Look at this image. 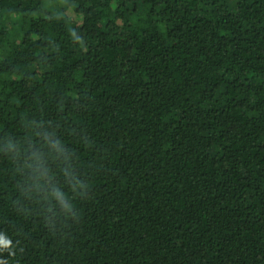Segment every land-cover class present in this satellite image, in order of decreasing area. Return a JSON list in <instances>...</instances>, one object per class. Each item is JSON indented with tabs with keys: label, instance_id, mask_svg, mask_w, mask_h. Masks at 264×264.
Instances as JSON below:
<instances>
[{
	"label": "trees",
	"instance_id": "1",
	"mask_svg": "<svg viewBox=\"0 0 264 264\" xmlns=\"http://www.w3.org/2000/svg\"><path fill=\"white\" fill-rule=\"evenodd\" d=\"M0 264H264V0H0Z\"/></svg>",
	"mask_w": 264,
	"mask_h": 264
}]
</instances>
